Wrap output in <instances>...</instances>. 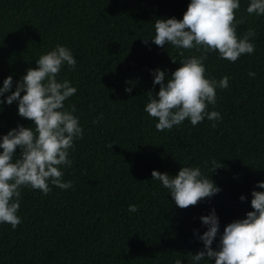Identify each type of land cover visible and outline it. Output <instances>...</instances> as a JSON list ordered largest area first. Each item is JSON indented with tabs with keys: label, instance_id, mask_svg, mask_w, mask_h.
Returning <instances> with one entry per match:
<instances>
[{
	"label": "trees",
	"instance_id": "obj_1",
	"mask_svg": "<svg viewBox=\"0 0 264 264\" xmlns=\"http://www.w3.org/2000/svg\"><path fill=\"white\" fill-rule=\"evenodd\" d=\"M188 3L0 0V84L9 75L19 80L55 45L69 47L77 66L62 68L58 79L76 87L65 107L75 105L84 131L69 150L71 167L63 168L72 188L50 185L47 195L21 189L22 222L15 229L0 224V264H173L176 258L187 264V254L203 247L193 234L206 230L201 215L214 208L222 233L253 210L251 191L264 180V16L248 15V0H240L236 33L254 31V53L229 62L213 52L204 62L206 76L229 77L228 88H217V102L208 106L220 112V121L193 127L186 119L157 131L155 118L144 112L148 93L155 98L159 90L149 70L167 69L170 77L179 67L171 57L201 54L143 42L154 34L156 19H181ZM17 124L32 121L17 115L15 102L3 105L0 135ZM212 159L223 167L211 172ZM181 166H200L221 191L179 208L151 172L175 175ZM129 204L138 210L129 212Z\"/></svg>",
	"mask_w": 264,
	"mask_h": 264
},
{
	"label": "clouds",
	"instance_id": "obj_2",
	"mask_svg": "<svg viewBox=\"0 0 264 264\" xmlns=\"http://www.w3.org/2000/svg\"><path fill=\"white\" fill-rule=\"evenodd\" d=\"M239 9L240 0H189L181 19L169 17L154 21V34L143 38L145 44L151 40L159 47L195 49L201 53L184 57L180 51L179 61L170 56L173 63H179L170 77L167 69L149 70L152 84L159 85V90L155 98L148 93L144 112L155 118L157 131L170 130L186 119L193 127L205 119L220 121V112L209 111L208 106L216 104L217 88H228L229 77L216 80L206 76L204 62L207 54L213 52L229 62L254 53L255 45L251 42L254 31L248 29L237 36ZM245 11L248 15L264 16V0H248ZM35 65L27 68L19 80L14 82L9 75L0 84V110L3 105L15 102L17 115L32 121L29 127L17 124L0 135V224H9L12 229L22 222L18 214L22 188L47 195L52 190L50 185L61 190L73 187L72 181L63 179V168L71 167L69 150L84 135L79 117L74 114L75 105L65 107V101L77 89L68 79H58L62 68L74 70L77 66L72 49L57 44L41 54ZM248 75L255 77L256 73L250 71ZM221 167L220 161L211 160V172ZM151 177L159 181L181 209L211 199L221 191L200 166H181L175 175L152 170ZM251 197L253 210L246 212L244 218L228 223L222 233L214 208L199 217L206 230L197 235L198 230L193 229V234L203 247L195 254H187V264H264V180L256 182ZM239 199L244 201L245 196L241 194ZM137 210V205H128L129 212ZM182 260L176 258L173 264H182Z\"/></svg>",
	"mask_w": 264,
	"mask_h": 264
}]
</instances>
